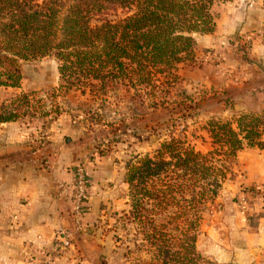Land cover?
Returning <instances> with one entry per match:
<instances>
[{
  "label": "trees",
  "instance_id": "obj_1",
  "mask_svg": "<svg viewBox=\"0 0 264 264\" xmlns=\"http://www.w3.org/2000/svg\"><path fill=\"white\" fill-rule=\"evenodd\" d=\"M232 1L0 0V88H21L25 63L53 57L63 96L80 91L110 103L124 91L156 111L182 110L185 101L170 99L182 81L180 68L196 64L198 37L216 32L218 8ZM44 101L30 92L0 103V123L31 116L35 102L44 108ZM204 129L207 153L172 135L153 155L127 165L131 209L120 221L135 226L133 264H219L198 249L204 211L238 154L264 150V112L211 119Z\"/></svg>",
  "mask_w": 264,
  "mask_h": 264
},
{
  "label": "rangeland",
  "instance_id": "obj_2",
  "mask_svg": "<svg viewBox=\"0 0 264 264\" xmlns=\"http://www.w3.org/2000/svg\"><path fill=\"white\" fill-rule=\"evenodd\" d=\"M217 14L216 32L198 39L196 64L180 68L182 81L170 99L185 101L183 111L174 106L156 111L149 102H131L124 91L111 94L119 100L114 97L110 103L80 91L63 96L59 63L53 57L25 63L21 88H0V103L37 92L46 105L43 108L35 102L31 116L0 123V145L28 136L33 149L49 151L51 156L57 150L55 141L76 139L86 148V158L108 157L119 172L115 184L126 202L112 207L92 227L85 220L86 227L77 236L91 229L104 240L98 264H133L128 251L136 250L135 226L124 219V227L120 221L131 209L125 183L129 163L153 155L172 135L186 138L197 151L207 153L212 146L204 127L211 119L264 112V60L257 52L258 46H264V0H234L219 7ZM43 111L49 116L44 117ZM198 249L213 263L264 264V150L246 149L238 154L218 197L206 206ZM141 257L149 259L146 253Z\"/></svg>",
  "mask_w": 264,
  "mask_h": 264
},
{
  "label": "crops",
  "instance_id": "obj_3",
  "mask_svg": "<svg viewBox=\"0 0 264 264\" xmlns=\"http://www.w3.org/2000/svg\"><path fill=\"white\" fill-rule=\"evenodd\" d=\"M257 52L264 60V46H258ZM55 142L54 156L49 151L33 149L28 136L0 145V264L44 263V253L52 247L56 231L72 227L71 194L78 163L84 162L91 183L86 204L87 227H92L112 207L126 202L115 184L119 172L110 158L89 160L86 148L76 139ZM91 233L90 229L77 237L75 248L56 264H98L105 242Z\"/></svg>",
  "mask_w": 264,
  "mask_h": 264
},
{
  "label": "built area",
  "instance_id": "obj_4",
  "mask_svg": "<svg viewBox=\"0 0 264 264\" xmlns=\"http://www.w3.org/2000/svg\"><path fill=\"white\" fill-rule=\"evenodd\" d=\"M91 183L86 173L84 163H78L74 168V184L71 194L70 216L72 227L58 229L55 233L54 243L44 253V263L56 264V261L71 249L75 248V239L86 227V204L90 195Z\"/></svg>",
  "mask_w": 264,
  "mask_h": 264
}]
</instances>
